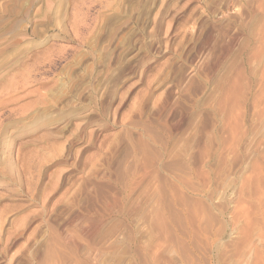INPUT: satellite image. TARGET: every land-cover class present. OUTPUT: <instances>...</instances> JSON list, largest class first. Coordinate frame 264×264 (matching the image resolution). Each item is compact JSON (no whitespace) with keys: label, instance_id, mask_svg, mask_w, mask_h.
<instances>
[{"label":"rangeland","instance_id":"1","mask_svg":"<svg viewBox=\"0 0 264 264\" xmlns=\"http://www.w3.org/2000/svg\"><path fill=\"white\" fill-rule=\"evenodd\" d=\"M6 97L0 264H264V0H0Z\"/></svg>","mask_w":264,"mask_h":264},{"label":"bare ground","instance_id":"2","mask_svg":"<svg viewBox=\"0 0 264 264\" xmlns=\"http://www.w3.org/2000/svg\"><path fill=\"white\" fill-rule=\"evenodd\" d=\"M33 72V71H32ZM7 81V80H6ZM24 81V80H23ZM25 83V82H24ZM10 87H11V85H9ZM6 95H8V94H6ZM16 100V99H15ZM14 100V101H15ZM17 100H18V98H17ZM14 101H11L10 99H7V97L6 98H0V108L1 107H4V105H5V103H10V102H12V103H14ZM18 104V103H17ZM26 107V106H25ZM24 108V107H23ZM22 109V108H21ZM25 109V108H24ZM19 112V111H18ZM8 113V112H7ZM11 113V112H10ZM24 114V113H23ZM9 115V114H8ZM0 116H1V114H0ZM2 117V116H1ZM19 118V117H18ZM3 120V119H2ZM27 123V122H26ZM13 125L12 124H9V125H3V126H1L0 125V140H1V138H3L5 135H6V132H7V130H8V128H11ZM52 147V146H51ZM5 168V167H4ZM11 168V167H10ZM5 171H6V169H4ZM26 172V171H25ZM1 173V172H0ZM3 174V173H2ZM23 175V174H22ZM11 177V176H10ZM24 178V177H23ZM13 180V179H12ZM26 186V185H25Z\"/></svg>","mask_w":264,"mask_h":264}]
</instances>
